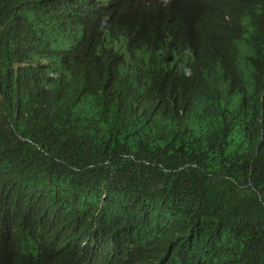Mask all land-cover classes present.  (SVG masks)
<instances>
[{
    "label": "trees",
    "instance_id": "16d2710c",
    "mask_svg": "<svg viewBox=\"0 0 264 264\" xmlns=\"http://www.w3.org/2000/svg\"><path fill=\"white\" fill-rule=\"evenodd\" d=\"M156 6L0 0V264H264V0Z\"/></svg>",
    "mask_w": 264,
    "mask_h": 264
},
{
    "label": "clouds",
    "instance_id": "9594fccd",
    "mask_svg": "<svg viewBox=\"0 0 264 264\" xmlns=\"http://www.w3.org/2000/svg\"><path fill=\"white\" fill-rule=\"evenodd\" d=\"M179 0H157L160 7L149 8L145 14L151 18L158 17L162 11L176 4ZM123 0H82V3L88 9H91L95 17L104 16Z\"/></svg>",
    "mask_w": 264,
    "mask_h": 264
},
{
    "label": "rangeland",
    "instance_id": "374dc122",
    "mask_svg": "<svg viewBox=\"0 0 264 264\" xmlns=\"http://www.w3.org/2000/svg\"><path fill=\"white\" fill-rule=\"evenodd\" d=\"M125 53L128 54V52L125 50Z\"/></svg>",
    "mask_w": 264,
    "mask_h": 264
}]
</instances>
